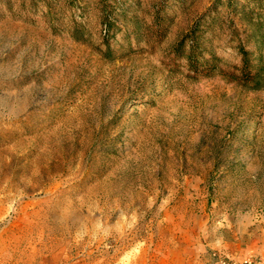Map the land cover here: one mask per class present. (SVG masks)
Wrapping results in <instances>:
<instances>
[{
	"label": "rangeland",
	"instance_id": "1",
	"mask_svg": "<svg viewBox=\"0 0 264 264\" xmlns=\"http://www.w3.org/2000/svg\"><path fill=\"white\" fill-rule=\"evenodd\" d=\"M117 1L108 53L99 0H0V264H264V89L170 52L217 12L234 71L228 11Z\"/></svg>",
	"mask_w": 264,
	"mask_h": 264
},
{
	"label": "trees",
	"instance_id": "2",
	"mask_svg": "<svg viewBox=\"0 0 264 264\" xmlns=\"http://www.w3.org/2000/svg\"><path fill=\"white\" fill-rule=\"evenodd\" d=\"M99 1L101 4L103 23L108 27L107 33L104 34L105 49L110 53L107 44L108 30L112 24L110 17L114 9H116V6L118 7V1ZM110 1L113 2L111 3ZM215 3H220L228 11L226 17L229 18L228 27L231 28L230 38L235 42V47L239 55L238 64L233 67L234 71L223 70L220 67V57L215 55L211 49L204 48L199 43L201 38L205 37L206 30L211 33V30L214 29V24L219 17L217 12L215 15L210 16L206 27L202 26L203 22L199 19L190 24L174 41L170 52L174 56L182 58L187 67L191 71H194L195 74L203 73L204 75H213L219 72L244 88L264 89V0H215ZM160 8L161 5L159 8L153 9L150 21V30L158 40L166 34L168 26L167 20H164ZM47 13L52 16L50 9L47 10ZM123 13V10H121L118 14ZM232 16L238 17L243 23L244 28L242 33L232 26ZM70 32L77 39H83V35L85 34L83 25L76 22L70 27ZM140 34L141 32L135 31L137 37ZM205 39H210L207 37V34ZM247 44H250L251 47H247Z\"/></svg>",
	"mask_w": 264,
	"mask_h": 264
},
{
	"label": "built area",
	"instance_id": "3",
	"mask_svg": "<svg viewBox=\"0 0 264 264\" xmlns=\"http://www.w3.org/2000/svg\"><path fill=\"white\" fill-rule=\"evenodd\" d=\"M242 263L243 264H251V260L250 259H244Z\"/></svg>",
	"mask_w": 264,
	"mask_h": 264
}]
</instances>
